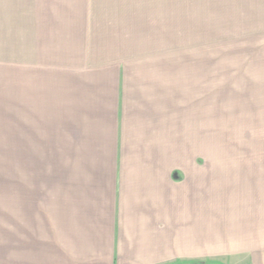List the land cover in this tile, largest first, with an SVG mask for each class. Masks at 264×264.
<instances>
[{"label":"rangeland","instance_id":"rangeland-1","mask_svg":"<svg viewBox=\"0 0 264 264\" xmlns=\"http://www.w3.org/2000/svg\"><path fill=\"white\" fill-rule=\"evenodd\" d=\"M32 1L0 0V264H25L20 241L11 235V221L19 224L26 196L41 182L36 172L81 168L71 160L75 150L66 137L72 134L63 128L73 123V115L61 114L46 124V133L58 139L14 140L25 134L13 132L14 119L21 116L17 112L25 107L11 110V105L24 106L26 79L38 76L49 90L58 80L74 86L72 78L58 72L68 70L64 56L73 59L75 52L80 62L83 53L68 40L72 35L42 31L40 38L41 19L31 9L43 6ZM122 6L116 15L130 17L100 20L112 26L122 22L129 29V36L124 35L130 43L128 88L144 103L148 120L152 111L154 127L166 130L155 152L162 150L163 155L164 145L168 158L177 155L178 169L188 173L187 189L191 176L209 172L208 191L194 192L204 194L201 202L209 204L211 235L209 242H197L205 248L190 260L264 264V0H123ZM56 14L62 22L68 17L69 23L82 25L62 6ZM106 37L95 35L94 41ZM52 38L66 42L59 48ZM97 50L93 48V56ZM118 52L113 49L115 56ZM89 144L112 149L110 142ZM129 145L145 150L141 142ZM113 160L105 167L115 169V156ZM10 173L17 181L12 191ZM187 257L192 256L180 259Z\"/></svg>","mask_w":264,"mask_h":264},{"label":"crops","instance_id":"crops-1","mask_svg":"<svg viewBox=\"0 0 264 264\" xmlns=\"http://www.w3.org/2000/svg\"><path fill=\"white\" fill-rule=\"evenodd\" d=\"M33 1L43 6L41 10L36 5L31 9L41 19L40 38L42 31L49 36L72 35L68 40L75 47L78 44L83 53L80 62L75 52L73 59L64 56L63 65L68 70L58 72L60 77L72 78L74 86L58 80L57 86L49 90L38 76L36 80L26 79L24 106H19L20 102L11 105V110L12 106L25 107L24 112H17L21 116L14 119L13 128V132L25 134L19 133L14 140L58 139L46 133V124L54 123L61 114L73 115V123L63 128L72 134L66 137L75 150L71 160L80 163L81 168L36 172L41 182L32 186L33 193L26 196V208L18 213L19 224H15V218L11 221V235L20 241L25 264L211 263L190 260L199 258L198 251L205 248L196 246L197 242H209L211 235L209 204L201 202L204 194L194 192L207 190L209 172L191 176L192 185L187 189L184 185L188 173L178 169L177 155L173 152V159L168 158L164 145L163 155L162 150L155 152L166 130L161 129L162 125L154 127L152 111L148 120L144 103L140 104L128 88L130 43L124 35L129 36V29L122 22L112 26L100 20L130 17L115 13L123 12V0H117V7L115 0ZM60 6L73 19L82 20V25L69 23L68 17L60 21L56 14ZM95 35L107 37L96 42ZM113 35L120 38L114 40ZM57 39L50 40L60 48L66 40ZM45 43L52 45L47 40ZM93 48H99L94 56ZM114 48L121 53L115 56ZM72 142L87 144L78 146ZM89 142H110L112 149L104 150ZM129 142H141L145 150L139 151ZM108 150L115 151V155L108 154ZM114 156L115 169L105 167L104 163L113 162ZM12 175L10 191L17 184ZM185 255L192 257L180 259Z\"/></svg>","mask_w":264,"mask_h":264}]
</instances>
